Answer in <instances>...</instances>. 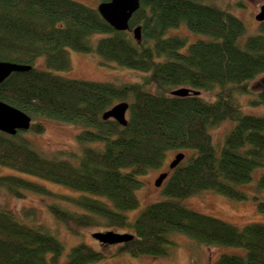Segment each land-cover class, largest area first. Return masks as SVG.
Listing matches in <instances>:
<instances>
[{"label": "trees", "instance_id": "obj_1", "mask_svg": "<svg viewBox=\"0 0 264 264\" xmlns=\"http://www.w3.org/2000/svg\"><path fill=\"white\" fill-rule=\"evenodd\" d=\"M206 1L141 0L128 30L117 32L96 8L74 0H0V62L30 67L0 84V101L28 115V132L34 135L45 131L41 118L84 128L76 136L78 152L60 150L49 158L21 133L0 132V168L79 195L59 194L1 172L0 189L15 200H23L26 193L49 199L47 212L73 236L94 228L128 232L133 238L117 245V255L164 257L173 244L170 236L180 234L203 246L243 251L222 255L215 264H264V225L239 229L182 204L202 191L246 200L239 188L264 167V115H245L238 104V97L251 96L250 105H264V22L259 23L261 34L241 46L243 23ZM180 26L207 39L187 46L185 38L167 36ZM137 27L139 42L132 34ZM101 34L103 38L93 40ZM68 50L147 76L142 83L117 85L65 79L33 67L43 57L48 70L66 71ZM151 84L156 92L145 88ZM179 88L200 94L172 97L170 92ZM202 92L212 93L213 100H205ZM120 102L129 105L126 126L102 120ZM225 122L232 128L216 151L210 130ZM183 149L195 153L169 172L163 182L167 199L148 205L130 222L125 213L139 206V178L161 167L166 152ZM256 188L264 191V173ZM254 200L264 214V201ZM22 214L33 219L32 211ZM63 252L49 229L0 208V264H92L105 258L81 244L60 263Z\"/></svg>", "mask_w": 264, "mask_h": 264}, {"label": "rangeland", "instance_id": "obj_2", "mask_svg": "<svg viewBox=\"0 0 264 264\" xmlns=\"http://www.w3.org/2000/svg\"><path fill=\"white\" fill-rule=\"evenodd\" d=\"M89 8H96L97 0H74ZM206 4L215 5L221 9H227L232 15L237 17L245 27V34L240 38L239 44L243 46L248 37L260 35L259 23L255 20V16L259 13V9L264 5V0H207ZM167 36H179L186 39L187 46L201 39H207L202 35L193 34L180 26L177 29H170ZM104 35H94L93 40L96 41L103 38ZM68 58L70 68L66 71L48 70L45 67L43 57L37 58L34 62V68L39 70H47L52 73L70 80H82L91 82H108L117 85L142 83L143 78L147 76L135 70L119 67L113 62H105L100 57L92 54L76 53L68 50ZM264 82V77H263ZM148 91L156 92L157 88L154 84L145 87ZM201 96L208 101L213 100L212 93L202 92ZM251 96L238 97L240 110L245 115L262 116L264 115V105L252 106L249 101ZM43 124L45 131L41 135H34L30 132H23L21 135L27 139L31 147L44 157H51L57 151H79V145L76 136L84 130L83 127L56 122L46 118L38 120ZM232 128L231 123L225 122L217 128L210 130L213 145L216 151H219L223 144V137ZM179 153L185 155L183 164L195 153L194 150H170L166 152L165 159L161 167L151 169L148 173L139 178L142 186L136 191L139 201L138 208L127 211L125 214L130 222H134L139 214L148 205L161 202L167 199L163 194V184L160 187L155 186V181L160 174L171 170L169 166L175 156ZM1 175H13L25 180L44 185L47 189L65 195H79L78 192L56 186L45 182L36 177L22 174L11 169L1 167ZM264 173V167L258 168L253 172L250 183L241 186L239 189L247 195L246 200H232L225 196L211 192L202 191L194 196L185 199L182 204L200 214H204L224 222H227L239 229L248 224L264 225V214L257 211V201L255 197L264 201V191H257L256 183ZM51 201L32 193H26L23 200H15L9 197L3 189H0V208H4L20 214L24 221H34L51 231V233L63 244L64 252L60 257V263L67 260L68 254L72 248L84 244L89 246L96 252L102 253L105 258L92 264H215L222 255H243V251L234 247H207L196 241L180 234L170 236L172 245L169 246V254L164 257L143 256L133 258L128 254L117 255V245L107 246L101 245L92 235L94 233L107 232L101 228L81 230L80 235H71L66 228L55 221L47 212V205ZM32 211L33 219L25 218L22 213ZM116 233H128L124 231L109 230Z\"/></svg>", "mask_w": 264, "mask_h": 264}, {"label": "water", "instance_id": "obj_3", "mask_svg": "<svg viewBox=\"0 0 264 264\" xmlns=\"http://www.w3.org/2000/svg\"><path fill=\"white\" fill-rule=\"evenodd\" d=\"M141 0H110L106 3H99L96 10L102 19L115 31L125 32L128 30V23L132 15L138 10ZM155 1V0H150ZM258 23L264 22V5L259 9V13L255 16ZM133 37L136 41H140V28L132 30ZM30 70L29 66L19 65L10 62H0V84L13 73H24ZM200 92L193 91L188 88H179L170 92L172 97H187L190 95L198 96ZM129 105L126 102H120L105 112L102 120L112 119L120 126L127 124V112ZM32 125L31 118L24 112L0 101V132L8 136H15L18 133L28 132ZM185 155L179 153L171 162L169 169L173 170L184 160ZM168 173L164 172L159 175L155 181V186L160 187L167 179ZM101 245L113 246L125 244L132 240V236L128 233L120 234L113 231L104 233H94L92 235Z\"/></svg>", "mask_w": 264, "mask_h": 264}, {"label": "flooded vegetation", "instance_id": "obj_4", "mask_svg": "<svg viewBox=\"0 0 264 264\" xmlns=\"http://www.w3.org/2000/svg\"><path fill=\"white\" fill-rule=\"evenodd\" d=\"M169 174V173H168Z\"/></svg>", "mask_w": 264, "mask_h": 264}]
</instances>
